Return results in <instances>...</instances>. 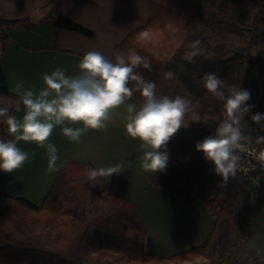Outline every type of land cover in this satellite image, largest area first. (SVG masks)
Masks as SVG:
<instances>
[{
	"label": "trees",
	"instance_id": "1",
	"mask_svg": "<svg viewBox=\"0 0 264 264\" xmlns=\"http://www.w3.org/2000/svg\"><path fill=\"white\" fill-rule=\"evenodd\" d=\"M63 2L52 0L41 10L45 11L44 20L55 28L92 38V31L60 15ZM211 2L220 8L213 17L211 30L215 45L209 49L214 55L208 56L204 50L189 61L185 52L190 49L182 51V46L196 22L183 11L152 0L148 24L116 47L112 60L117 53L127 56L129 49L147 58L150 70L140 66L135 71L156 83V94L168 71L187 84L201 82L205 73H216L227 85L247 90L248 104L254 107L243 121L246 134L252 112L264 114V0ZM30 19L18 22L26 23ZM15 22L0 17V28ZM145 31L150 32V38H141ZM197 40L205 41L200 37ZM243 45H246V66L236 62L238 57L243 58ZM254 45H261V51L253 57ZM129 87H134V82ZM201 87L185 115L184 127L167 145L166 169L161 174L150 175L149 180L165 193L205 203L215 221L213 233L205 243L170 257L148 254L147 227L135 206L119 196L103 178L89 181L88 170L95 168L93 164L68 161L41 206L26 198L9 196L0 181V264H183L196 263L199 259H205L204 264H214L218 253L219 264H223L229 250L219 252L215 239L223 222L236 214L239 193L232 178L242 176L237 172L225 186H220L221 177L215 174L214 165L196 151L198 142L214 134L216 127L212 124L224 119L223 102ZM224 91L227 94V89ZM9 97L12 94L0 64V99ZM132 98L143 103L139 92ZM0 138H10L1 121ZM250 253L253 262L259 260L257 253L252 250ZM230 257L227 264H232Z\"/></svg>",
	"mask_w": 264,
	"mask_h": 264
},
{
	"label": "crops",
	"instance_id": "2",
	"mask_svg": "<svg viewBox=\"0 0 264 264\" xmlns=\"http://www.w3.org/2000/svg\"><path fill=\"white\" fill-rule=\"evenodd\" d=\"M52 0H0V17L15 23L0 28V64L3 67L12 97L0 99V107L9 110L22 121L25 108L19 111L16 105L20 94L26 90L34 93L45 88L42 79L46 73L57 68L67 76L79 74L78 64L89 51H100L112 60L116 47L137 29L145 27L150 20L152 0H64L60 15L93 32L92 38L69 30L55 28L44 20L45 11ZM169 8L183 11L200 25V15L205 9L185 6L181 0H155ZM27 17L30 21L20 23ZM5 36V40H3ZM199 36L197 37V39ZM187 39V40H188ZM23 85L17 92V85ZM202 83L189 84L175 76L163 79L157 96L175 98L182 96L195 102ZM137 106L141 102L131 98L127 101ZM126 105L113 112L106 129L89 130L80 142H71L62 133V126L54 128L49 142L58 149L55 170H48L46 149L35 143L19 142L18 147L29 153L30 161L13 173L1 172L3 191L14 198H26L41 206L51 187L68 161L91 163L95 168L123 164L120 174L103 178L121 197L130 201L138 210L147 227L146 252L159 257H170L205 243L213 233L215 221L201 200L192 197H177L156 188L150 175L162 172H145L140 166L139 139L125 134L124 116ZM1 123L7 126L2 121ZM64 126L82 127L65 124ZM258 252V251H257ZM261 254L260 252H258ZM224 264H227L223 261ZM184 264H194L187 262Z\"/></svg>",
	"mask_w": 264,
	"mask_h": 264
},
{
	"label": "clouds",
	"instance_id": "3",
	"mask_svg": "<svg viewBox=\"0 0 264 264\" xmlns=\"http://www.w3.org/2000/svg\"><path fill=\"white\" fill-rule=\"evenodd\" d=\"M148 31L141 33L142 39L150 38ZM200 41L189 44L185 57L191 61L201 55ZM143 66L150 70V61L129 49L127 56L117 53L115 60L106 57L100 51L87 52L78 64L79 74L67 76L57 68L46 73L42 79L45 88L38 94L26 90L20 94L16 105L25 108L22 121L8 107H0V121L7 126L9 139L0 138V171L13 173L30 161L29 153L18 147V143L30 142L46 149L48 170H55L58 149L49 142L53 130L62 126V133L71 142H80L89 130H102L108 127L116 109L126 105L124 116L125 134L132 139H139L140 166L145 172H162L169 161L167 145L183 128L186 113L192 106L190 98L176 96H157L156 83L146 80L135 69ZM174 73H164L165 79H172ZM134 82V87L129 84ZM201 83L208 93L223 102L224 119L218 123L214 134L195 145L196 151L214 165V172L221 177L220 186H225L230 177H234L241 163V153H248L258 161L264 162V149L250 148V141L243 132L245 115L254 106L249 105L250 93L241 87L227 85L216 73H205ZM23 85H17V92ZM227 89V94L224 91ZM139 92L143 103H127L134 93ZM253 123L264 122V114L251 116ZM82 127L64 126L65 124ZM257 145L264 144V137H257ZM122 163L115 166L89 168L88 180L110 178L120 174Z\"/></svg>",
	"mask_w": 264,
	"mask_h": 264
},
{
	"label": "rangeland",
	"instance_id": "4",
	"mask_svg": "<svg viewBox=\"0 0 264 264\" xmlns=\"http://www.w3.org/2000/svg\"><path fill=\"white\" fill-rule=\"evenodd\" d=\"M212 0H181L185 6H198L201 9H205L206 13L200 15V25L194 30L192 36L182 46V51L189 49V44L196 41L199 36L201 39H205L199 45L201 52L205 50L208 56L214 55V51L209 49V46L215 44L211 41L212 25L214 23L213 17L219 12V7L216 6ZM205 42V43H203ZM239 47L240 44H238ZM246 45H243L245 49ZM263 47V46H262ZM261 51V45H254L252 49L253 57L259 55ZM246 49L243 52V58L238 57V64L242 62V65L246 66ZM245 60V61H244ZM177 79L176 75L174 74ZM3 102L0 100V105ZM203 123H208L205 121ZM250 124V120H249ZM212 126L217 127L218 123ZM234 183L238 186L239 198L236 204V214L234 218L223 222L218 230V234L215 239V247L219 249V252L224 249H228L229 253L224 257V261L228 263L229 257L232 264H264V209L260 197L255 186L249 183L244 178L234 179ZM257 253L259 260L253 262L254 257L250 251ZM261 254H259L258 252ZM187 263V262H186ZM205 259H199L194 264H204ZM220 263V254L216 256L214 264ZM184 264V263H183ZM224 264V263H223Z\"/></svg>",
	"mask_w": 264,
	"mask_h": 264
},
{
	"label": "built area",
	"instance_id": "5",
	"mask_svg": "<svg viewBox=\"0 0 264 264\" xmlns=\"http://www.w3.org/2000/svg\"><path fill=\"white\" fill-rule=\"evenodd\" d=\"M256 113H258L257 110L253 111L252 115ZM254 128H256V131H254ZM245 136L250 141V148L264 149V144L257 145L255 143L257 137H264V122L257 125L251 120L250 130ZM240 155L242 159L237 172L255 186L264 209V162L258 161L248 153H241Z\"/></svg>",
	"mask_w": 264,
	"mask_h": 264
}]
</instances>
